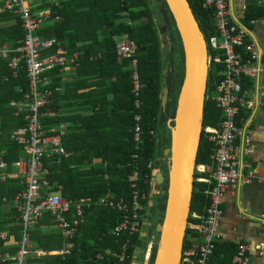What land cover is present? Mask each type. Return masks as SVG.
Masks as SVG:
<instances>
[{
	"label": "trees",
	"instance_id": "1",
	"mask_svg": "<svg viewBox=\"0 0 264 264\" xmlns=\"http://www.w3.org/2000/svg\"><path fill=\"white\" fill-rule=\"evenodd\" d=\"M59 4L58 8L52 5H45L51 9L55 17H59V21L47 24L43 29L37 32V35L44 39H55L67 54L72 56L78 54V68L86 66H94L99 68L103 66L106 70L109 66H114L117 59L122 60L129 70L121 75L123 83L121 85L112 84L108 88V96L114 91V86H122L126 104L122 106L121 111L127 113L125 119L120 120L122 124L121 139L113 140L111 144L109 139L105 141V148L102 149L96 158L100 161L98 169L94 168L90 171L83 170L85 162L80 160L83 155L74 152H68L67 148H63L65 156L62 157L60 166H54L51 169V192L60 194L62 198L74 204L81 199H99L111 198L114 200L125 199L129 201L131 198L132 188L131 181L137 176L140 183L142 193L147 195V199L142 203L143 210L140 211L142 224L144 210L146 209L151 196L156 197L155 208L158 209L162 205L159 221L156 225L150 228V232L155 236V241L158 240V235L155 232L157 225L161 223L163 212L165 210L166 196L162 194L167 188V179L162 185V191L159 194H153L152 190L155 184L154 165L157 161V156L162 157L163 147H170L169 132L167 130V122L175 116L177 99L180 92L181 84L184 77V63L182 62V51L177 32L174 28L172 17L166 9L162 0H125L122 5L118 0H52ZM192 11L198 21L200 30L204 38L216 34L214 28V11L205 6L203 0H188ZM44 7V6H41ZM165 10L169 15L170 23L167 28L166 37L168 40V50L165 56L162 54L161 37L157 26L161 22L164 24L161 11ZM264 18L262 12L256 4H249L245 12L242 25L252 31L254 26L251 22H259ZM160 19V22H158ZM24 37V30L18 18L6 13L0 16V44H8L11 48H17L21 44ZM122 38L133 40L136 44L135 58L138 62V75L141 80V110L136 109L134 96L132 93V83L130 80V59L118 58L115 47L116 41ZM48 54H51L49 52ZM216 56L220 53H211ZM101 55V59L94 64V60ZM169 65L172 72L167 77L169 88V97L171 103L168 104L165 112L162 111L161 97L165 66ZM23 68L18 71V76L14 78L11 70L8 68L7 62L0 59V151L2 159L11 167L16 161L22 159L24 151L16 142L10 140L12 132L25 129V122L22 118H15L16 109L10 107L11 102L19 103L23 100L25 93L28 90L29 81L27 78L24 63ZM92 66V67H93ZM101 71V70H100ZM59 70L44 73V77L49 80L58 76ZM209 90L208 100L206 104V112L204 116V127H218L223 119V111L220 110L215 102V97L218 94V87L223 79L224 65L223 63H212L209 69ZM111 76L116 75L115 72L110 73ZM78 76V75H77ZM108 76H106L107 78ZM110 77V76H109ZM108 77V78H109ZM7 78V80H5ZM60 80L49 83L46 88L54 89ZM250 80H243V90L247 91L252 85ZM248 83L249 86H245ZM120 90V89H119ZM114 102H109L113 105ZM48 112L46 106L41 110V113ZM245 112L242 111L236 119V125L240 128L239 122L244 119ZM140 114L142 118V135L141 142L134 141L133 130L135 127V116ZM10 120H16V125L9 123ZM9 121V122H8ZM43 122V125H45ZM126 125L125 131L123 126ZM45 127V126H44ZM48 131V129L45 127ZM106 133L110 134L108 128H105ZM104 130V132H105ZM152 132V135L150 134ZM49 136H53L49 134ZM80 150V145L76 147ZM79 152V151H78ZM214 154V145L210 143L203 133L200 143L196 164L206 165L211 168V172L200 174L196 172L195 179L201 176L210 178L215 163L212 159ZM1 155V154H0ZM137 155V158H133ZM94 158H88L87 163H92ZM163 158V157H162ZM84 159V158H83ZM152 167L149 169V165ZM167 178V166L160 167ZM62 187V190L59 189ZM212 187V184L203 182H195L193 199L191 203L190 213H196L203 216L205 210L209 207L210 197L206 192ZM24 189L23 179L12 180L8 186V191H5L0 196V204L3 198L12 202L13 219L10 222L0 221V234L2 231H9L20 240L21 228L17 227V217L19 214L15 210L14 199L16 195ZM86 220L81 225L74 238L70 241L71 249L70 256L65 264H132L133 255L137 248L143 247V241L139 234L141 227L137 233L131 237L126 234L114 236L109 234L116 224L121 221V213L118 210L97 207L89 211ZM70 219V216L67 217ZM191 219H188V223ZM11 224V225H10ZM9 226L8 228H3ZM41 226L54 227V219L50 215L44 216L34 226V232H30V241L34 251H59L66 247L65 241L61 236L46 238L40 236L38 229ZM191 231H186L188 235ZM129 239L126 258L123 262L118 260V255L121 252V246ZM0 240V247H2ZM48 243V244H46ZM53 243V245H49ZM156 244V243H155ZM155 244L152 248L150 264H154L156 248ZM188 239H185L184 249L191 247ZM238 248L235 245H219L213 258L215 264H232L233 257L238 253ZM98 254L102 257L98 258ZM42 260L51 261V264H63L59 257L45 255ZM222 259V260H221Z\"/></svg>",
	"mask_w": 264,
	"mask_h": 264
},
{
	"label": "built area",
	"instance_id": "2",
	"mask_svg": "<svg viewBox=\"0 0 264 264\" xmlns=\"http://www.w3.org/2000/svg\"><path fill=\"white\" fill-rule=\"evenodd\" d=\"M118 1L122 5L125 2V0ZM203 1L206 7L214 11L213 25L216 32L208 40L205 39L209 67L212 63L224 65V76L215 97V102L224 115L218 127L208 126L203 129L206 139L214 145L212 159L215 167L210 178L197 180L212 184L206 192L210 197V204L203 216L193 213L189 215L191 221L188 229L199 236L200 243L199 246H191L183 250L181 264H214L213 258L220 239L224 197L229 188H235L243 180L242 170L250 168L246 162L243 164V161L253 154L247 136H242L241 144H238L242 130L236 125V119L242 111L252 108L248 99L249 92L243 90L242 81L246 79L256 82L264 74V65L260 63L261 53L248 42L251 31L242 24L230 20L227 0ZM46 3L54 8L59 7L56 1L46 0ZM6 13L19 19L24 37L17 48L0 46V58L7 62L14 78L18 76V71L23 68L24 63L29 85L22 102L10 103L11 107L17 108L15 116L25 122L24 130L10 135L11 140L22 147L25 155L14 163L24 183V189L14 199L15 210L19 214L17 226L21 228V241L18 252L15 255L6 253L1 256L0 264H25L30 254L29 229L46 215L54 219L56 228L67 245L56 253L65 264L70 256V241L78 228L85 223V216L89 211L94 207L118 210L121 213V221L109 233L116 237L123 234L131 237L141 227L140 211L143 210L142 203L147 199V195L142 193L137 176L131 181L132 193L129 201L123 198L114 200L101 197L97 201L86 198L71 204L60 194L51 192V169L61 165L65 151L58 138L49 136L41 118V110L52 102L53 96V91L46 88L48 81L44 73L61 71L68 67L75 68L79 56L78 54L67 56L61 43L37 35V32L47 24L59 21V17H55L51 9L36 10L33 0H0V16ZM250 24L254 26L256 22ZM115 51L118 58L130 59V80L135 107L141 110L142 85L135 58L136 44L133 40L122 38L116 41ZM49 52L51 54H48ZM209 52L220 54L212 56ZM100 59L101 55L96 58V60ZM134 121V141L139 143L142 135L140 114L135 116ZM150 134L152 135V132ZM133 158H137V155ZM151 167L152 164L149 165V169ZM7 168L8 163L1 159L0 169ZM197 171L205 173L207 168L199 165ZM59 189L62 190V187ZM68 216L70 219H67ZM7 239V234H0L1 241ZM129 242L130 240L127 239L121 246V252L117 256L120 262L126 258ZM263 249L258 247L257 251ZM97 257L101 258L102 255L98 254ZM233 263L253 264L246 246L239 247L238 253L233 257Z\"/></svg>",
	"mask_w": 264,
	"mask_h": 264
},
{
	"label": "crops",
	"instance_id": "3",
	"mask_svg": "<svg viewBox=\"0 0 264 264\" xmlns=\"http://www.w3.org/2000/svg\"><path fill=\"white\" fill-rule=\"evenodd\" d=\"M42 1L43 2L33 0L34 5H36V10L48 8V6L51 5L45 6L47 5L46 0ZM227 3L230 12V20L239 25L243 22L245 10H247L249 4H256L261 8L262 12L264 11V0H259L257 2L254 0H227ZM244 8L246 9L243 10ZM14 19L16 18L14 17ZM248 39V42L255 46L261 53L260 63L264 65V18L256 22ZM3 45L8 44H0V46ZM98 61L99 60L95 59L93 63L96 64ZM92 66L88 65L81 68L78 74L76 72L78 67H68L67 69L59 71L58 76L49 80V83L56 80L60 81L53 89L52 102L47 105L48 112L41 113L42 121L46 122L44 126L48 129V133L53 135L52 137L58 138L61 146L67 148L68 152L83 155L80 160H83L81 162H85L83 165V170L85 171L99 168L100 161L94 157L105 148V141L109 139V142L112 144L114 143L113 140L121 139L120 131L122 129V124L120 120L125 119L127 115L126 112L121 111L122 106L126 104L124 93L121 91L123 87L114 86V91H116V93L113 92L109 94V96L107 90L112 87V84L121 85L123 83L121 74L123 72L126 73L129 67L125 66V63L120 59H117L116 64L114 66H109L106 70L103 69V66H99V68ZM111 72H115L116 75L111 76ZM106 76L110 77L106 78ZM249 83L252 87L248 88L247 91L249 92L248 99L252 104V108L245 112L244 119L239 122L242 133L238 138V144H241L240 139L242 136H247L253 154L243 161V164L246 162L250 166V168L242 170L244 175L243 180H241L235 188H229L224 197L222 208L223 217L221 220L222 224L218 244L235 245L238 249L240 246L244 245L249 250V255L252 258L253 264H264V249L257 251L258 247L264 248V74H262L256 82L250 81ZM245 86L247 87L249 84L246 83ZM109 102L114 103L113 105H109ZM14 109L17 111V108ZM14 117L17 118L15 114ZM9 123L15 126L16 120H10ZM166 126L168 130L170 126L169 122H167ZM105 128H108L111 133H106ZM125 128L126 125L124 124L123 131H125ZM15 133H17V131L11 134ZM79 145L81 149L77 150L76 147ZM167 148V146L163 147V158L159 157L160 159L157 160L159 165L156 166L154 170V179L157 173L161 171L160 167L162 164L167 165L168 160L166 157L164 158V151ZM3 153L4 152L0 151V160L2 159ZM24 157L25 155L21 158ZM88 158H94L92 163L86 162ZM202 165L203 164H201V166ZM206 168L207 171L205 173L211 172V168L207 166ZM249 174H251V177H249ZM200 178L207 177L201 176ZM17 179L21 180L22 178L14 164L11 167L8 165V168L5 170L0 169V196L5 191H8L10 181ZM196 181L199 182L197 179ZM161 191L162 186L154 185L152 190L153 194L155 193L157 195ZM97 200L98 199L95 201ZM95 208L97 207H94V209ZM12 210V202L3 198L0 204V221H12ZM143 224L142 227H144ZM34 226L31 228L33 230H31L32 232L35 231L33 229ZM8 227L9 226H4L3 228L5 229ZM142 227L139 234L143 241V247L140 248L141 250L139 251L141 255L140 257L136 256L135 250L132 264H144L151 258L155 236L151 233H143ZM188 230L191 231L190 229ZM30 232H28L29 241ZM37 233H39L40 236L51 239L61 236L56 225L54 227L41 226ZM1 234H7L8 239L1 242L0 257L6 253L15 255L19 250V243L21 240L9 234V231L4 230ZM185 237L192 246H199L200 239L196 233L191 231L188 235H185ZM49 245L52 246L53 243ZM33 246L34 245H32L30 241V254L26 258L25 264H51V261H44L41 258L46 254L57 257L56 253L65 248L64 246V248L59 251L50 250L46 252L40 250L33 252ZM232 264H234L233 261Z\"/></svg>",
	"mask_w": 264,
	"mask_h": 264
},
{
	"label": "water",
	"instance_id": "4",
	"mask_svg": "<svg viewBox=\"0 0 264 264\" xmlns=\"http://www.w3.org/2000/svg\"><path fill=\"white\" fill-rule=\"evenodd\" d=\"M172 17L177 32L184 63V77L177 99L175 116L169 120L170 147L164 151L167 161V178L163 171L157 173L155 184L162 186L167 179L165 210L161 223L156 226L158 240L155 244L154 264H181L188 231L197 156L204 129V116L209 90V63L205 38L188 0H162ZM164 24L157 26L166 55L169 15L161 11ZM159 22V21H158ZM162 80V111L165 112L171 98L167 77L172 68L165 66ZM144 264H150L148 259Z\"/></svg>",
	"mask_w": 264,
	"mask_h": 264
},
{
	"label": "rangeland",
	"instance_id": "5",
	"mask_svg": "<svg viewBox=\"0 0 264 264\" xmlns=\"http://www.w3.org/2000/svg\"><path fill=\"white\" fill-rule=\"evenodd\" d=\"M36 1H41L43 2L42 0H36ZM159 22H160V19H159ZM161 24V22L159 23ZM205 128V127H204ZM205 133V132H204ZM163 155V153H162ZM161 157V156H160ZM159 156H157L156 160H159ZM155 166H158V162L156 161ZM160 167V166H159ZM155 203H156V197L154 195L151 196V199L149 201V204L147 205L146 209L144 210V216L145 218L143 219V225L144 227H142V232L143 233H149L150 231V228L153 227L154 225H156L159 221V217H160V214H161V210H162V205H160V207H158V209L155 208ZM150 227V228H149ZM32 229L30 228L29 229V232L31 231ZM142 238V237H141ZM153 243L155 244L156 241H153ZM141 249L140 248H137L136 249V252H135V255L140 257V251Z\"/></svg>",
	"mask_w": 264,
	"mask_h": 264
}]
</instances>
